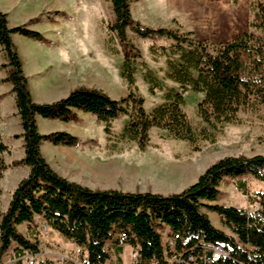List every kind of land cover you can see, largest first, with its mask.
Listing matches in <instances>:
<instances>
[{"label":"trees","instance_id":"1","mask_svg":"<svg viewBox=\"0 0 264 264\" xmlns=\"http://www.w3.org/2000/svg\"><path fill=\"white\" fill-rule=\"evenodd\" d=\"M109 1L114 20L107 30L117 40L122 56L121 79L127 85V94L119 99L99 89L78 86L59 100L34 102L11 34L38 42H43L44 37L25 25L8 27L7 16L0 11V46L6 58L0 68H7L0 83L11 85L22 130L12 138H22L23 142V157L10 166L29 169L13 189L6 210L0 212V261L12 246L18 259L26 253L39 254L38 243L30 242L17 229L22 224H32L37 216L49 229L81 248L90 264H105L109 259L105 245L120 231L128 233V244L137 249L138 264H168L170 254L164 250L159 233L163 227L180 235L179 250L204 241L223 245L227 251L219 261L200 260L198 264H264V155L220 158L180 192L162 195L90 189L60 176L41 154L45 142L76 148L81 141L65 131L41 134L38 116L69 123L76 122L79 113L87 114L105 125L103 132L107 136L109 124L126 116L120 139L144 151L151 129L193 146L198 139L213 143L212 132L218 126L236 122L241 112H256L264 106V0L253 9L257 11L251 25L254 32H243L221 44L197 41L191 32L142 26L132 19L131 0ZM56 15L66 18L64 13ZM127 30L140 39L170 41L168 50L162 48L167 58L165 78L179 89L165 90L163 103L150 113L144 109V99L135 92L136 61L141 59V52L129 41ZM143 69L149 92L161 91L159 80L149 69ZM188 90L202 94L197 111L209 130L196 133L191 126L184 112L183 95ZM5 153L9 148L0 141V178L7 168L2 158ZM245 175L263 185L261 190L249 193L244 181L237 179L234 184L249 206H257L256 210L211 204L217 200L224 178ZM203 209L216 213L231 235L214 228ZM37 264L55 263L45 260Z\"/></svg>","mask_w":264,"mask_h":264},{"label":"rangeland","instance_id":"2","mask_svg":"<svg viewBox=\"0 0 264 264\" xmlns=\"http://www.w3.org/2000/svg\"><path fill=\"white\" fill-rule=\"evenodd\" d=\"M74 1L75 8L70 11L73 26L68 28L74 36V60L73 65L67 67V85L72 89L78 86L99 89L111 98L119 99L127 94V85L121 79L122 56L117 40L107 30V25L114 20L110 1ZM260 1L262 0H131L130 12L134 22L142 26L191 32L197 41L221 44L232 41L243 32H254L251 25L257 19V11L253 9ZM64 14L66 18L69 17ZM22 24L29 30L42 33L39 21L27 19ZM127 37L141 52V59L136 61L138 71L134 76V88L144 99L145 111L150 113L163 103L165 90L179 89L178 85L165 78L167 58L162 48L168 50L170 41L140 39L129 30ZM143 66L159 80L161 91L156 90L153 94L149 92V86L143 80ZM183 97L184 112L194 131L198 133L201 129L209 130L201 123L197 111L202 94L188 90ZM127 120L126 116H121L112 121L109 124V136L103 132L105 125L87 114L79 113L76 122L40 123L38 130L42 134L65 131L81 141L72 149L51 146L45 142L43 150L48 164L60 176L77 179L81 185L86 184L90 189L168 195L178 193L194 183L209 165L220 158L264 155V106L256 112H241L236 122L218 126L212 132L213 143L198 139L194 146L174 140L164 131L151 129L148 146L144 151H139L133 142L120 139ZM89 140L93 142H85ZM2 158L7 168L0 178V212L6 210V201H9L20 178L25 177L21 166H10L17 160L15 153L9 150ZM237 179L246 183L249 193L263 188L261 183L247 175L224 178L218 188V203L254 211L257 206H249L246 197L235 188ZM202 211L206 212L204 209ZM207 217L214 226V220L209 215ZM42 226L43 222L36 216L32 224H22L17 228L24 238L38 243L39 254L34 256L37 262L49 260L60 264L63 257L75 254L76 245L73 246L51 229L43 232ZM224 229L230 234L226 227ZM128 246H123V260H113L114 264H131L132 249ZM106 251L112 255L110 250ZM17 259L12 246L1 261L2 264H25ZM109 259L105 264H113Z\"/></svg>","mask_w":264,"mask_h":264},{"label":"crops","instance_id":"3","mask_svg":"<svg viewBox=\"0 0 264 264\" xmlns=\"http://www.w3.org/2000/svg\"><path fill=\"white\" fill-rule=\"evenodd\" d=\"M73 8H75L74 0H0V11L6 14L8 27L20 26L21 22L27 19L29 21H39L42 25L40 29L42 30L41 34L45 38V42L34 41L19 34H11V41L17 50L23 74L28 81L31 98L36 103H50L59 100L66 97L72 90L67 85L69 83L67 67L68 65L72 66L74 60V36L73 32L68 30V28L71 29L73 26V19L70 16L72 14L70 11ZM57 12H64L69 17L57 16L55 15ZM3 63H6V58L0 46V65ZM6 75L7 68H0V80L5 78ZM36 121L39 127L40 123L48 122L49 120L38 116L36 117ZM21 132L11 85L0 83V141L9 148L11 153L16 154L17 160L23 157V142L22 138L13 139L12 137L19 135ZM44 144L41 145L40 150L48 162L44 155ZM48 145L53 146L52 144ZM21 171L26 176L29 169L23 166ZM67 179L81 184L77 179ZM82 185L87 186L86 184ZM8 202L6 201V204ZM211 204L219 203L217 200ZM205 214L214 220V228L228 234L221 223L220 217L216 213L206 211ZM69 242L75 246L71 241ZM112 247L109 243L105 245V250L112 252V255L109 254L111 256L109 260L119 259L122 261L125 246L115 251L114 247ZM128 247L130 250L132 249L131 246Z\"/></svg>","mask_w":264,"mask_h":264},{"label":"built area","instance_id":"4","mask_svg":"<svg viewBox=\"0 0 264 264\" xmlns=\"http://www.w3.org/2000/svg\"><path fill=\"white\" fill-rule=\"evenodd\" d=\"M257 208V207H256ZM256 208L254 210H256ZM167 228V230H165ZM49 227L43 224L42 231L47 232ZM162 237V246L166 252L170 254L168 264H198L200 260L219 261L227 256V251L220 244H208L204 241H199L194 247L183 250L177 248V241L180 235L172 233L168 227H163L159 230ZM129 236L125 231H120L112 236L111 241L108 243L114 247H123L128 244ZM17 260L24 261L25 264H37L34 256L27 255ZM2 264V261H0ZM60 264H90L85 252L76 247V252L72 257L62 258ZM131 264H138L137 249L132 248Z\"/></svg>","mask_w":264,"mask_h":264}]
</instances>
